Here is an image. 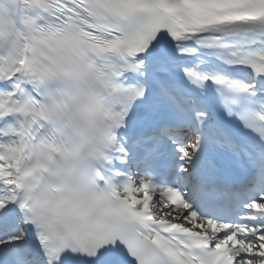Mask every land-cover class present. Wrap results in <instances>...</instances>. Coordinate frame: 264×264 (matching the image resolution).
I'll use <instances>...</instances> for the list:
<instances>
[{
    "label": "snow or ice",
    "instance_id": "obj_1",
    "mask_svg": "<svg viewBox=\"0 0 264 264\" xmlns=\"http://www.w3.org/2000/svg\"><path fill=\"white\" fill-rule=\"evenodd\" d=\"M0 264H264V0H0Z\"/></svg>",
    "mask_w": 264,
    "mask_h": 264
}]
</instances>
